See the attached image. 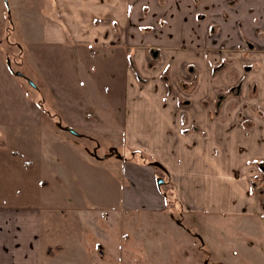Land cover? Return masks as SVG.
<instances>
[{
    "label": "crops",
    "instance_id": "0c3cea01",
    "mask_svg": "<svg viewBox=\"0 0 264 264\" xmlns=\"http://www.w3.org/2000/svg\"><path fill=\"white\" fill-rule=\"evenodd\" d=\"M22 2L9 0L14 43L0 31V147L21 152L1 156L3 171L24 189L58 185L61 197L71 157L91 172L101 161L94 144L72 153L75 144L95 143L118 114L123 198L120 208L0 203V264H114L112 237L97 254V230L109 233L113 209L169 215L160 177L184 215L264 220V0ZM130 248L123 263L143 262Z\"/></svg>",
    "mask_w": 264,
    "mask_h": 264
},
{
    "label": "rangeland",
    "instance_id": "374dc122",
    "mask_svg": "<svg viewBox=\"0 0 264 264\" xmlns=\"http://www.w3.org/2000/svg\"><path fill=\"white\" fill-rule=\"evenodd\" d=\"M18 1L26 2V0ZM29 8L30 3L29 6L27 5V9ZM16 23L9 0H7V5L3 0H0V31L3 32L4 39H7L9 43L15 41L13 30ZM168 23L179 39L182 38L184 41L192 42L193 35H189L190 28L180 26L177 20L172 21L169 19ZM80 69L78 65L77 70L81 77ZM93 96L96 101L97 95L93 93ZM110 96H113V94ZM111 99L108 97L107 103ZM95 103L101 109L102 104L98 101ZM103 106L102 112H106L107 106L105 104ZM111 117L103 118V122L107 123L112 129L109 128L104 131L101 136H98L95 143H90L87 140L89 138L81 137L82 139L80 138L79 141H82L83 145L82 142H79L75 144V147L72 146L74 148L72 153H75L79 149H84L87 146L90 148L94 144L91 158L92 160L100 158L101 161H97V167L93 169L95 172H91L89 168L85 169L78 166L75 159L71 157V173L73 176L66 181V185L63 187L66 194L64 193L61 197L56 195L58 185L51 184L48 188H44L45 186L39 183L40 185L37 187L28 189L20 187L19 180L16 179V174L13 171H3L2 164L4 160L1 157L5 155L7 158L10 152H12V155L20 157V148L10 150L11 148L7 146H5L7 148L0 147V203L7 205L33 203L45 206L94 205L112 208L119 206L120 208L123 198L121 188L123 179L122 162L119 160V155H123V152L121 145H119V132L116 131L117 128L114 126L120 116L116 114ZM38 139L41 143L47 141L49 139L47 132H38ZM35 154L37 157L45 156L43 149L40 154L37 152ZM122 159H125V157L122 156ZM126 159H130V157ZM37 160L38 158H34V161ZM80 163L78 164L81 165ZM36 174L39 180L44 179L41 178L43 175L42 170L38 169ZM21 190L23 192L18 194ZM25 190H28L29 194L24 193ZM60 198H62L61 201H59ZM178 207L180 206L174 204L166 206V209L170 210L169 215L162 214L158 216H148L140 212L128 214L123 210L115 212V209H113L110 218L113 223L111 228L109 227V233L102 227L100 228L103 235L99 234V230L96 232L94 243L97 254L103 252L106 238L112 237L111 242L107 245L118 257L114 264H124L125 254L131 252V248L127 250L130 244L133 250L141 249L138 254L141 252L143 256L145 255L143 262L138 261L139 264H264V227H262V221L264 220L262 218L257 216L241 219L237 217L226 218V214L215 215L206 212L196 215H184L179 212ZM107 214H110V212H107L104 216L102 215L105 222L108 220ZM147 221H151L152 225L153 222H159L158 225L160 226H147L145 225ZM132 236L134 241H138L137 243L132 241ZM143 236L147 237L144 241L145 244L149 241V246H144V250L142 248L143 244H141V241L144 240ZM122 255L124 256L123 260L121 259Z\"/></svg>",
    "mask_w": 264,
    "mask_h": 264
},
{
    "label": "trees",
    "instance_id": "16d2710c",
    "mask_svg": "<svg viewBox=\"0 0 264 264\" xmlns=\"http://www.w3.org/2000/svg\"><path fill=\"white\" fill-rule=\"evenodd\" d=\"M223 67L222 66H218L217 68H214V70L215 71H219L220 69H222ZM215 73V72H214ZM166 74H163V79L165 80V81H168L167 80V78H166V76H165ZM170 91V89H169V87H168V91L167 92H169ZM156 161H151L150 163L152 164V163H155ZM159 163V162H158ZM159 170L160 171H162L164 174H166V170L163 168V169H161V168H159ZM161 178V177H160ZM165 183L163 182V184L159 187V189L161 190V192L163 193V195H164V197H165V199H166V202H167V204H168V206H170L172 203H173V194L171 193V192H166V191H163V185H164ZM168 198H170V199H168Z\"/></svg>",
    "mask_w": 264,
    "mask_h": 264
},
{
    "label": "water",
    "instance_id": "95a60500",
    "mask_svg": "<svg viewBox=\"0 0 264 264\" xmlns=\"http://www.w3.org/2000/svg\"><path fill=\"white\" fill-rule=\"evenodd\" d=\"M5 3H6V5H7V0H3ZM7 63H8V66H9V60H7ZM17 76H23L21 73H19V72H16L15 73ZM27 81H28V83L29 84H31L32 85V82L29 80V79H27ZM66 130H68L69 132H71V133H75L72 129H70V128H67ZM152 166H155V167H158V168H161V169H163V166L160 164V163H158V162H155V163H152L151 164ZM163 182H164V180L162 179V178H157V180H156V185H157V187L159 188L162 184H163Z\"/></svg>",
    "mask_w": 264,
    "mask_h": 264
}]
</instances>
